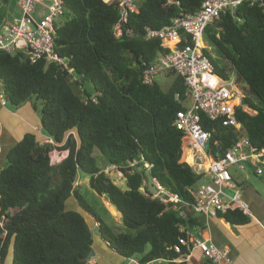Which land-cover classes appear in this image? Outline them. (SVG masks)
<instances>
[{
  "label": "trees",
  "instance_id": "16d2710c",
  "mask_svg": "<svg viewBox=\"0 0 264 264\" xmlns=\"http://www.w3.org/2000/svg\"><path fill=\"white\" fill-rule=\"evenodd\" d=\"M63 1L66 21L55 37L62 62L32 64L21 52H0V89L14 107L33 102L43 133L54 141L43 143L36 133H27L7 154L0 170V264L6 263L10 249L12 264H92L85 259L94 249L95 234L82 212L67 209L71 198L94 218L96 234L114 253L138 258L141 264L158 259L165 260L159 264H177L174 260L187 252L180 239L204 226L189 192L202 175L187 162L183 133L173 125L183 109L176 96L184 95V80L171 72L168 89L142 82L145 66L169 51L161 40L146 38L145 30L199 10L203 0H144L124 23L121 37L114 33L120 19L117 0ZM263 9L245 2L207 28L208 41L245 83L243 104L253 112L237 109L240 131L202 116L212 145L219 141L223 150L243 137L264 148ZM205 52L226 76L225 67ZM53 149L68 151L58 165H51ZM97 153L103 164L118 167L125 189L103 170ZM80 173L121 213L123 231L96 215L76 185ZM150 179H158L180 198L179 206H187L176 210L174 203L142 192ZM220 217L235 226L250 220L236 204Z\"/></svg>",
  "mask_w": 264,
  "mask_h": 264
},
{
  "label": "built area",
  "instance_id": "2783aa9c",
  "mask_svg": "<svg viewBox=\"0 0 264 264\" xmlns=\"http://www.w3.org/2000/svg\"><path fill=\"white\" fill-rule=\"evenodd\" d=\"M117 1L120 19L114 27V33L116 37H121L124 23L130 14L139 11L144 0ZM19 2L22 16L14 20L5 33H0V52H21L32 64L40 61L62 62L55 52V37L57 29L64 24L58 23L60 18L64 17V1L19 0ZM245 2L259 4L264 8V0H203L199 10L182 13L160 29L145 30L146 38L161 40L169 51L145 66L142 74L143 84L153 85L160 77L171 72L184 80L185 93L183 96L180 94L176 96V101L183 109L177 112L173 125L183 133L188 155L192 156L193 165L197 168L195 172L201 174L204 180L203 184L189 189L194 198L192 208L196 214L208 219L219 218L220 215L227 213L231 204H236L245 215H252L250 206L239 188L235 187L232 196L227 193V190L233 187L231 171L233 168L245 170L248 165H252L257 176H264V148L254 147L248 138L243 137L225 150L219 141H214L207 151L206 146L209 141L211 142V134L202 124V116H205L224 127L240 131L242 123L237 119V109L241 108L253 114L249 107L243 104L245 83L238 81L234 70L232 72L226 70V76L218 73L210 56L205 52L207 50L213 55L207 47V28L218 21L224 13L229 11L235 14L239 6ZM40 4L45 5L46 10L44 15L38 18L35 11ZM184 36L187 38L183 42ZM9 103L5 92L0 89V105L7 107ZM42 142L54 144L53 139L48 136ZM61 153H67L68 156V151L53 149L50 152L51 165H58L67 157L66 155L62 157ZM145 166L151 168L148 163ZM115 169L120 172L116 165H107L104 171L109 174ZM120 174L123 175L121 172ZM149 181L158 189L156 195L150 192L153 198H158L165 204L174 203L176 210L187 206L185 203L179 206L180 198L170 193L158 179L145 180L143 186L147 187ZM180 244L186 247L187 252L174 261H185L190 258L193 250H199L212 264H232L227 248L216 246L201 234H190L187 238L180 239ZM175 249L177 252L180 251L179 246ZM163 261L165 260H156L157 263ZM126 264L141 263L138 258H130Z\"/></svg>",
  "mask_w": 264,
  "mask_h": 264
},
{
  "label": "crops",
  "instance_id": "0c3cea01",
  "mask_svg": "<svg viewBox=\"0 0 264 264\" xmlns=\"http://www.w3.org/2000/svg\"><path fill=\"white\" fill-rule=\"evenodd\" d=\"M45 10V5H38L36 7L35 16L38 18L42 17ZM21 16L22 8L19 0H0V33H5L13 21L21 18ZM32 105L33 102L30 101L19 107H15L17 112H10L7 110L8 106L2 107L0 105V118L3 116V120L0 119V170L5 164L9 151L25 136V134L36 133L41 141L45 140L47 137L42 131L41 116ZM7 117H10L8 126L5 125L4 122L8 119ZM17 137H19V139H17ZM188 156L189 155H187V158ZM102 165L104 168L105 164ZM190 166L193 170H197L194 165L190 164ZM232 174L233 187H230L227 190V193L232 196L235 187L241 190L242 196L249 204L252 213V215L249 216V222L242 226H235L227 222L223 217L208 219L204 216L196 215L197 217L200 216L204 219V226L193 228L189 231L188 235L201 234L202 237L210 240L216 246L227 248L230 251L232 264H264V176H257L252 165H248L245 170L233 168ZM79 177L80 175H78V179ZM203 182L204 180L202 179L197 186L203 184ZM76 185L80 186L79 183ZM73 200L76 202L75 199ZM69 202L70 200L67 203ZM69 205L72 206L67 209L81 212L77 202L76 204L70 202ZM108 205L109 208H106L107 211H110V213L112 212L110 207H113L114 210L117 211L110 202ZM117 213H119L122 222L121 213L118 211ZM95 224L97 227L96 222ZM108 224L110 225V223ZM97 236L101 243L105 245V249L110 251L111 249H109L102 241L101 237L99 235ZM94 250L97 255L95 243ZM118 257L126 260L128 263V259H125L120 255H118ZM94 260L95 264H100L95 258ZM205 261L206 259L199 250H193L190 258L185 261H176V263L179 264L185 262V264H204ZM119 263L120 262H114L113 264Z\"/></svg>",
  "mask_w": 264,
  "mask_h": 264
},
{
  "label": "rangeland",
  "instance_id": "374dc122",
  "mask_svg": "<svg viewBox=\"0 0 264 264\" xmlns=\"http://www.w3.org/2000/svg\"><path fill=\"white\" fill-rule=\"evenodd\" d=\"M66 21V17H61L59 20V24L60 23H64ZM207 41V47L208 49H210L213 53V56L218 60L219 64L224 66L226 70H228L229 72H232L233 68L232 66L226 62L225 60H223L222 56L219 54V51L217 50V48H215L209 41L208 39H206ZM233 73H235V71H233ZM173 82V77H168V75H164L162 77H160L158 79V83L164 88V89H168L169 86L172 84ZM87 88H89L90 86L87 84L86 85ZM76 90L79 92H81V88H76ZM33 107V105H32ZM7 110H9L10 112H17V109L11 104H8ZM5 122V125H9V118ZM1 120H3V116H1L0 118ZM6 126V127H7ZM75 133V132H74ZM71 133H68L66 136V139L70 137ZM76 134V133H75ZM17 139H19V137H17ZM64 155L67 156V153H61V156L63 157ZM97 157H99L100 159V154L97 153ZM99 163L102 165L103 161H99ZM103 166V165H102ZM233 173V169L231 170ZM111 178L113 179V181L122 189L126 188L125 185V179L123 177V175L120 174V172H118L117 169H115L114 171L109 172ZM80 177L77 180L76 184H80V189L81 192L83 193V195L85 196L86 200L94 207L96 215L99 216V218H102L103 220H105L107 223H110V225L112 227H114L117 231H123V225L121 222V217L119 215V213H117V211L114 210L113 207H110V210L113 212L110 213V211H107L106 208H109V201L105 196H100L99 194L96 193L95 190H93L89 183V177L86 176L85 174L80 173L79 174ZM74 198L70 199V202H73L74 204H76V202L73 200ZM67 203V208H71L70 204ZM81 212L85 215L88 223L90 224L91 228L94 231V234H96L95 229H96V224L94 221V218L91 217L90 215L84 213L82 210ZM110 214H109V213ZM115 212V213H114ZM109 215V216H108ZM111 215V216H110ZM109 217V218H108ZM94 243H95V247H96V251H97V255H95V259L97 261L100 262V264H113L114 262H120L119 264H126L127 261L121 259L120 257H118V255L116 253H113V251H109L107 249H105V245H103V243H101V241L99 240L97 235H94ZM106 250V251H104ZM12 249H10L9 255L7 257L6 263L5 264H12ZM94 258L90 261L92 264H94ZM149 264H159L157 262H152Z\"/></svg>",
  "mask_w": 264,
  "mask_h": 264
},
{
  "label": "water",
  "instance_id": "95a60500",
  "mask_svg": "<svg viewBox=\"0 0 264 264\" xmlns=\"http://www.w3.org/2000/svg\"><path fill=\"white\" fill-rule=\"evenodd\" d=\"M210 146H211V142L209 141V142L207 143V146H206V150H207V151H209ZM106 166H107V165L104 166L103 170L106 169ZM140 190H141L142 192H145V191L148 190V191L151 192L152 194H155V195L158 194V189L155 187V185L152 183V181H149V182H148L147 187L142 186V187L140 188ZM95 255H96V252H95L94 249H92L91 252H90V254L88 255V257L85 259V261H87V260H92V259L95 257Z\"/></svg>",
  "mask_w": 264,
  "mask_h": 264
},
{
  "label": "bare ground",
  "instance_id": "6f19581e",
  "mask_svg": "<svg viewBox=\"0 0 264 264\" xmlns=\"http://www.w3.org/2000/svg\"><path fill=\"white\" fill-rule=\"evenodd\" d=\"M187 161L189 162V164H191V165H193V159H192V157L190 156V154H189V156H188V158H187ZM203 170H205V168H203ZM195 171V170H194Z\"/></svg>",
  "mask_w": 264,
  "mask_h": 264
}]
</instances>
